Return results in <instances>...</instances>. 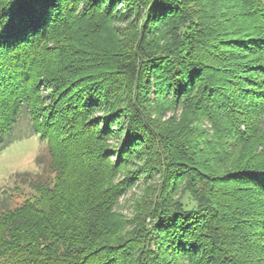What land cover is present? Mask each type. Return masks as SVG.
Segmentation results:
<instances>
[{
    "label": "trees",
    "instance_id": "16d2710c",
    "mask_svg": "<svg viewBox=\"0 0 264 264\" xmlns=\"http://www.w3.org/2000/svg\"><path fill=\"white\" fill-rule=\"evenodd\" d=\"M23 112L0 264H264V0H0V151Z\"/></svg>",
    "mask_w": 264,
    "mask_h": 264
},
{
    "label": "rangeland",
    "instance_id": "374dc122",
    "mask_svg": "<svg viewBox=\"0 0 264 264\" xmlns=\"http://www.w3.org/2000/svg\"><path fill=\"white\" fill-rule=\"evenodd\" d=\"M117 26L125 27L126 23ZM153 98V95H151ZM162 119L167 121L175 118V123H187L194 125L198 131H205L208 134L212 132L210 125L204 119H198V122L192 115H186L184 110H172L171 108L161 110ZM100 110L98 114L103 115ZM202 117V116H201ZM203 118V117H202ZM196 120V119H195ZM186 126V124L184 125ZM198 127V128H197ZM120 134L119 131H116ZM6 146L0 151V208L9 206L12 200L7 196L11 193V187L14 185L12 175L15 173L28 172L35 177L45 175L44 164H38L37 158L45 153L44 144L39 137L32 131L28 115L23 112L19 117L17 125L6 138ZM113 144V143H112ZM133 172L137 170L131 168ZM155 183V181H154ZM149 184L141 181V184L134 187L120 201L119 212L130 218L133 216L134 203L144 196L145 190ZM6 191V193H4Z\"/></svg>",
    "mask_w": 264,
    "mask_h": 264
}]
</instances>
